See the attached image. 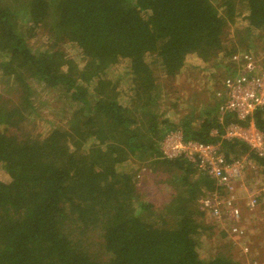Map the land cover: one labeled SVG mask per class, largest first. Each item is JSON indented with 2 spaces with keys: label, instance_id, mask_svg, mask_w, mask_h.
<instances>
[{
  "label": "trees",
  "instance_id": "obj_1",
  "mask_svg": "<svg viewBox=\"0 0 264 264\" xmlns=\"http://www.w3.org/2000/svg\"><path fill=\"white\" fill-rule=\"evenodd\" d=\"M243 15L246 34L264 31V0H0V81L13 92H0V168L9 177L0 182V264H239L220 229L223 251L201 256L213 229L203 194L215 182L186 160L162 159L160 143L179 129L185 140L219 144L227 160L251 157L263 177L264 160L223 140L237 122L215 95L189 97L185 108L159 97L170 98L166 84L184 67L231 57L223 35ZM38 35L45 43L35 50ZM217 66L240 70L229 59ZM35 84L67 106L64 127L43 121V131H24ZM252 122L264 132V109ZM137 156L178 182L165 206L145 200L123 170ZM156 213L160 225L148 220Z\"/></svg>",
  "mask_w": 264,
  "mask_h": 264
},
{
  "label": "built area",
  "instance_id": "obj_2",
  "mask_svg": "<svg viewBox=\"0 0 264 264\" xmlns=\"http://www.w3.org/2000/svg\"><path fill=\"white\" fill-rule=\"evenodd\" d=\"M229 61L240 70L223 79L215 97L222 100L221 112L231 113L237 123L226 128L223 140L245 143L254 157L264 160V133L258 131L251 120L255 111L264 109V40L259 53L233 54ZM159 150L162 159L186 160L197 173L214 180L216 190L202 202V209L214 224L224 226L225 231L220 230L227 233L232 242L246 240L241 255L256 264L250 255L244 213L255 214L259 204L264 203V178H253L252 185L245 186L246 171L257 169L252 158L245 155L227 160L219 144L185 140L179 129L164 136Z\"/></svg>",
  "mask_w": 264,
  "mask_h": 264
},
{
  "label": "rangeland",
  "instance_id": "obj_3",
  "mask_svg": "<svg viewBox=\"0 0 264 264\" xmlns=\"http://www.w3.org/2000/svg\"><path fill=\"white\" fill-rule=\"evenodd\" d=\"M244 17V15L242 17H238L234 24H230V26L227 27L223 35V46L225 49H233V51H235L234 54L250 52L259 53L263 46L264 31L246 34L245 29L243 28L246 26V22L243 19ZM44 43L45 40L41 35H38L36 38L29 41L31 48L35 50H39L44 47ZM74 55L75 52L70 51V56L74 57ZM228 59H230V56H228V53H224L220 56H217L215 60H212L208 67H201L200 62L196 67L195 65L184 67L175 78H173L171 81H168L166 84L167 88L165 89L170 92V95L168 93L170 98H166L165 92L160 94L161 97H159V100H161L163 107L166 106L169 101H173L174 99H180L184 101L189 97L191 100L195 98L198 101L207 103L217 101L213 98V95H215V92L220 88V84L223 79L230 73V69L227 70L224 67L217 66V64L220 62L228 64ZM188 61L192 63L197 62H194L193 60ZM213 66L216 67L211 68ZM126 84H128V82H121L118 84V86L120 89H123ZM34 88L36 94L32 102L34 104L35 111L30 115V117L27 118L26 122L24 123V131L30 135L40 132V129L43 131L45 127L43 121H49L53 124L57 123V126L64 127L61 124L62 114L60 113V109L64 107L67 113L70 114L67 110V106L63 105V103L56 98L55 94L41 92V86L35 84ZM0 92L5 93L4 97L6 93H11L6 98H11V95H13V92H11V90L7 87V84L3 81H0ZM189 103L190 102L186 100L185 102H182L181 105L185 108L186 104ZM194 105H197V103ZM29 118L33 121L31 130L27 127V121ZM10 133L15 134L13 130H11ZM130 168L132 169L131 171L135 173V179H138L137 185L143 198L151 203H154L156 208H159L162 205L165 206V204L168 203V196L179 189L177 187V185H179L178 182H173L171 180L174 178L171 176L169 171L163 169L162 166L152 164V161L145 156L134 157V162L131 161L126 163L125 167H123V170ZM260 170L261 169L257 167L255 171H246L244 181L246 187L252 185L253 178L263 177L261 176L262 173ZM190 179L192 181L195 180L194 176L190 177ZM8 181L9 177L0 168V182L6 183ZM162 181L167 182L164 183ZM204 195L205 197L203 198V201H206L210 198V196L206 195V193H204L203 196ZM157 214L158 213L149 217L148 220L160 225L162 220L157 218ZM244 214H246L244 215V220L247 224L245 226L247 229V241L251 249L250 255H252V258H255L256 264H264V204L259 205L255 214ZM205 217L206 223L208 225H212L213 229H210V233L212 234L211 238L208 240L205 239V244L201 250V256L203 259L209 260L216 254L223 251L221 250L220 243L227 242L228 240L222 239V236L219 232V229H223L225 231L224 226L213 224L207 213ZM173 223V221H169L168 224ZM250 233L251 235L255 234V236H252L251 240L250 236L248 235ZM233 244L235 246L232 245L231 249H229L232 260L239 264H251V260H247L246 257L242 256L240 252L244 249L246 240L241 239L238 242L234 241Z\"/></svg>",
  "mask_w": 264,
  "mask_h": 264
},
{
  "label": "clouds",
  "instance_id": "obj_4",
  "mask_svg": "<svg viewBox=\"0 0 264 264\" xmlns=\"http://www.w3.org/2000/svg\"><path fill=\"white\" fill-rule=\"evenodd\" d=\"M262 49V48H261ZM219 90V89H218ZM252 120V119H251ZM252 124H253V122H252ZM246 125V124H245ZM254 126V125H253ZM261 132V131H260ZM169 133V132H168ZM264 133V132H263ZM164 138V137H163ZM163 140V139H162ZM264 178V177H263ZM211 196V195H210ZM262 203H260L259 205H261ZM244 213V212H243ZM212 220V219H211ZM249 236H250V240H251V238H252V235H251V233L249 234Z\"/></svg>",
  "mask_w": 264,
  "mask_h": 264
},
{
  "label": "crops",
  "instance_id": "obj_5",
  "mask_svg": "<svg viewBox=\"0 0 264 264\" xmlns=\"http://www.w3.org/2000/svg\"><path fill=\"white\" fill-rule=\"evenodd\" d=\"M262 204H264V203H262ZM211 222H213V221H211ZM213 224H214V222H213ZM255 233V232H254ZM253 234V233H252ZM252 236H255V234H253Z\"/></svg>",
  "mask_w": 264,
  "mask_h": 264
}]
</instances>
